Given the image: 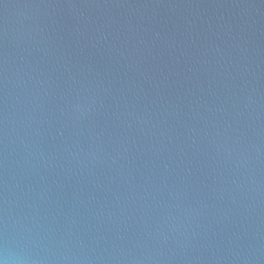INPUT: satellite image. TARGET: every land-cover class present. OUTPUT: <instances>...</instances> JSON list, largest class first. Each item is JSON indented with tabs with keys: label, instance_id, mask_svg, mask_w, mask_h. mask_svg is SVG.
<instances>
[{
	"label": "water",
	"instance_id": "1",
	"mask_svg": "<svg viewBox=\"0 0 264 264\" xmlns=\"http://www.w3.org/2000/svg\"><path fill=\"white\" fill-rule=\"evenodd\" d=\"M0 264H264V0H0Z\"/></svg>",
	"mask_w": 264,
	"mask_h": 264
}]
</instances>
